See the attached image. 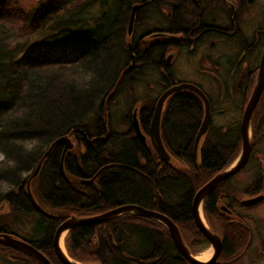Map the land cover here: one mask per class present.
Here are the masks:
<instances>
[{
    "label": "trees",
    "instance_id": "obj_1",
    "mask_svg": "<svg viewBox=\"0 0 264 264\" xmlns=\"http://www.w3.org/2000/svg\"><path fill=\"white\" fill-rule=\"evenodd\" d=\"M95 1H100L102 8L109 2L86 0L79 3L77 10L65 5L50 7L40 16L32 33L22 43L13 46L16 31L5 23L3 13V4L8 0H0V153L4 155L0 165V232L15 233L9 228L6 214L35 216L37 222L33 229L41 240L33 243L54 264H64L53 247L55 227L63 219L73 215L102 213L124 203H137L168 215L183 235L190 236V247L195 251L197 246L206 244L207 238L193 216L194 194L237 158L242 147L241 127L238 126L235 131L210 127L198 163L194 156V141L203 119V102L188 90L171 96L163 115L162 137L170 152L186 164L184 170L163 160L153 148L147 147L136 136L132 123L126 132L113 131L105 120V99L138 50V41L134 36L136 28L131 35L128 34L132 6L147 2L119 0L103 37L75 57L63 58L47 50H30L35 40L70 38L95 22L98 17L84 13L87 4ZM145 14V7L137 11L136 26L146 18ZM156 36L163 38L166 33L160 32ZM166 50L165 39L149 45L145 54L147 60H143V65L156 70L164 69L167 64L164 59ZM135 74V67L125 74L108 105L125 86L135 84L138 80L134 79ZM162 78L165 81L164 89L175 83L169 73L162 74ZM157 98L145 99L140 110L144 130L149 128ZM255 112L257 121L263 115L256 126L259 130L264 122V89ZM64 134L72 138L76 136L84 152L75 157L70 150L65 155L63 164L67 178L60 164L62 142L54 147L44 162L37 178L40 179L44 203L51 211L58 213L57 217L51 218L35 209L27 193V184L43 153L56 138ZM30 144L33 146L30 147ZM144 158L146 160L143 161ZM110 162L113 166L109 164V168L117 171L101 172V175L105 174L98 188L92 184L85 187L88 192L93 187L91 194L75 189L73 178L76 174L78 177H91ZM160 165L163 167L161 172L157 171ZM262 178L261 172L246 186L245 192H257ZM230 180L216 187L203 203L208 223L223 236L221 259L225 260L236 255L237 250L251 240L250 227L245 222L235 221L234 217L217 207L220 198L228 196L226 192ZM3 183L10 187L1 190ZM174 195L178 196L177 201L171 199ZM234 199L228 203L230 209L233 208ZM122 238H126L124 243ZM129 242L137 248L130 249ZM66 246L70 256L84 262L190 264L177 254L165 225L131 213L100 224L74 227L66 237ZM1 254L33 259L4 244H0Z\"/></svg>",
    "mask_w": 264,
    "mask_h": 264
},
{
    "label": "rangeland",
    "instance_id": "obj_2",
    "mask_svg": "<svg viewBox=\"0 0 264 264\" xmlns=\"http://www.w3.org/2000/svg\"><path fill=\"white\" fill-rule=\"evenodd\" d=\"M83 1L86 0H8V2H5L3 4V13L5 16V23L11 26L16 31V35L12 40L13 46L22 43V41H24V39L32 33L33 29L39 22L40 16L50 7L65 5L70 9L77 10L79 3ZM160 1L162 2V0ZM118 4L119 0H109L105 8H102L100 1H95L94 3L87 4V11H85L84 13H86L87 15L98 17L95 22L91 23L79 34H76L70 38L54 37L46 40H35L31 44L30 50H47L52 55L63 58L75 57L87 46L97 42L100 38L103 37L110 23V19L115 9L118 7ZM164 17L165 16L160 12L153 11V13L149 14V17H146V20H148V26L164 27ZM261 19H263L262 16L255 13L254 15L248 16V24L246 26L247 35H251L254 32L257 26L261 23ZM211 41L212 39L207 40L205 44L201 46L204 48L201 49L200 47L199 55L203 53H206L207 55L208 53H210V51L208 50V45ZM194 60H196V58ZM194 65L195 63L192 64V62H189L186 54L180 55L179 59L175 63L176 75L178 76V78H198V80L201 82L202 87H204L206 91L203 88L202 89L212 99L211 113L213 128H215V130L220 128H230L231 130L235 131L238 126L241 127V120L243 115L242 106L244 100L243 87L239 90H235L234 88L236 86L237 80L234 79V81L228 85L225 95L222 96V91L220 90L218 85L214 83V80L211 79L209 75L206 78L204 77V79H200L201 76L197 75V72H195ZM196 66H198L199 68V65L196 64ZM225 70V68H221L220 72L224 73ZM221 75L225 77L224 74ZM164 87L165 81L163 80L160 71L153 68H148L145 73H143L135 82L134 85L125 86L114 97L112 103L108 105V119L106 120L107 124H110V127L113 131L126 132L130 127V119H132V117L130 118L129 116L130 114H132L136 101L145 99L149 100L150 98L156 99L165 90ZM229 88H232V90H229ZM141 103V106L145 104H143V102ZM251 137L253 140V144L255 142V147L260 156H256L258 158L254 156L253 160L251 159L248 165L246 164L245 168H243L231 178L226 192L230 197V200L228 196H224V199H221L222 202L225 203L228 207V203L231 201V199L235 198L233 204L234 209H231L234 213L229 215L235 218L237 216L235 211L240 213L242 219L240 221L245 222L250 227L249 231L251 232V240H248L244 247L237 250L236 255L230 257L229 260L225 262V264H264V200L251 206H245L239 204L238 202L239 200L242 203L243 201L241 200H246L258 195V191L252 193V191L245 192L244 189L247 185L251 184L255 177L259 175V173H263L264 180V171L261 167L263 163L261 162L260 165L258 162L259 160H264V122L262 124V127H260L259 132H255V137L252 125ZM71 139L74 140V138ZM213 139L214 138H212V140ZM29 146L32 147L33 144H30ZM201 146L199 150L200 159ZM3 159L4 155L0 153V165ZM171 160L174 164L177 165L178 168H185V165L175 157L172 156ZM9 187V184L3 183L1 186V190H5ZM39 187V177L33 178L31 180V189L33 188L32 191L34 192V188L37 190L39 189ZM171 199H173V201H177L178 196L174 195ZM6 215V218H8L6 219V221L9 224V228L15 231L14 234H19L20 236L27 238L34 237L33 227L37 219L35 216H28L17 213H9ZM205 220L207 221L206 217ZM216 228L220 229L218 225H216ZM184 237L189 242L192 241L189 235L184 234ZM209 246L210 244L207 240L206 244H203L200 247L197 246L193 253H201L205 251ZM29 263L34 264L31 259ZM0 264L15 263L0 259Z\"/></svg>",
    "mask_w": 264,
    "mask_h": 264
},
{
    "label": "flooded vegetation",
    "instance_id": "obj_3",
    "mask_svg": "<svg viewBox=\"0 0 264 264\" xmlns=\"http://www.w3.org/2000/svg\"><path fill=\"white\" fill-rule=\"evenodd\" d=\"M139 2H147L145 4L143 3V5L141 6V8L145 7V13H146L145 17H149V14L153 13V11L160 12L162 15H164L165 16L164 17L165 26L164 27H157V26L149 27L148 20H146V18L141 20L138 26L134 24L136 28L134 30V36L136 37L138 41V50L136 54L134 55V60H135L134 67L136 71L134 79L135 80L139 79L140 77L138 78L137 75L141 76L143 73H145V71L148 68H152V67L143 65V60L144 61L147 60V55L145 54L148 52V46L158 43L160 39H165L167 50L164 54V59L166 60L167 64H165L164 69L159 70L161 74L164 75L166 73H169L171 76H173L174 81H175V83L173 84H176L179 82H191L204 89V87H202L201 82L198 80V78L196 79L178 78V76L176 75L175 63L179 59L180 55L186 54L189 62L190 63L192 62V64L195 63L194 69H195V72H197V75L201 76L200 79L201 78L204 79V77L206 78L209 75L211 79L214 80V83L217 84L220 90L222 91V96L225 95L228 85L232 83L234 79L237 80L236 86L234 89L239 90L240 88L243 87L244 100H243L242 110H244V104L246 102L247 96L252 91L253 80L256 79L258 75L262 55L264 52V0H162V2L160 0H141ZM254 13L262 16L263 19H261L260 24L258 23L259 25L254 30V32L251 35H247L246 26L248 24V16L254 15ZM160 32H165L166 36L163 38L156 36ZM209 39H212V41L208 45V50L210 51V53H208L207 55L206 53L199 55L200 47L203 46L205 42ZM143 46H147V47L144 48ZM202 48L204 47H201V49ZM195 58L196 60H194ZM196 64L199 65V68L198 66H196ZM221 68L226 69L224 73L220 72ZM221 74H224L225 77H223ZM229 90H232V88H229ZM209 98L212 103V99L210 96ZM255 113L256 112L254 110L253 117H252L254 137H255V132L257 130V127H256L257 123L259 124L260 119H262L263 117V115H260L261 118H259V121H257ZM129 117H132V115L130 114ZM139 117H140V122H141V113L139 114ZM152 117H153V114L151 115V118L149 121L148 130L147 129L144 130L142 127V131L146 135L145 141H143L138 136L136 131L135 133H136V136L147 145V147L153 148L154 151L157 152L152 142L151 135H150V125H151ZM131 123H132V119L130 121V126H131ZM211 128H213V122L211 123ZM259 130H257V132H259ZM107 135L109 136V134ZM73 141H74V147L71 150L74 152L75 157L80 156L81 153L84 152L83 151L84 147L77 141L76 136ZM254 141H255V138H254ZM63 150H64V144H63ZM152 154L154 155V153ZM171 154L176 159L181 161L185 165V168L187 167L186 164L180 158H178L174 153L171 152ZM254 156L255 157L260 156L255 147V142L253 144V149H252L249 161L251 159L253 160ZM61 159H62V154H61ZM162 159L165 160L163 157ZM144 160L146 159L144 158L143 161ZM258 162L260 165H261V162L263 163L261 167L264 171V160H259ZM109 164L110 166H113L112 162H110L107 164V167H105L104 169H98L91 177H87V176L78 177L76 174L73 178L75 189L78 191H81L84 194H89V192L93 190L92 189L93 187L90 188L89 192H88V189L85 187L92 184L93 186L98 188L99 181L105 173L107 174L108 172L117 171V169L109 168ZM162 170H163V167L160 165L157 171L161 172ZM62 171H64L63 172L64 177L67 178V174L65 173V170L63 169ZM103 171H106V172L103 175H101V172ZM138 172L144 173L145 171L138 170ZM258 186H259L258 195L264 194L263 193L264 191L263 178L261 179V184H259ZM40 190H41L40 187L37 190L35 189L34 192H36L35 193L36 195L34 194L33 191L32 193L34 194V196H37L35 198L38 200V202L41 205L43 204L42 206L50 214L54 215V217H57L58 213L51 211L48 208V206L44 203L45 202L44 197H43V194H41ZM27 193H28V187H27ZM39 193L41 195H39ZM244 200H241V201H244ZM238 202L239 204L244 205L239 200ZM124 204H137V203H124ZM124 204L118 205L117 207L122 206ZM146 208L155 210L151 207H146ZM231 209H234V208L231 207ZM155 211H158V210H155ZM158 212H161V211H158ZM235 212H236V215L238 214L235 217L236 218L235 221H240L241 220L240 213L237 211ZM39 213L44 214L42 212H39ZM44 215L46 217L52 218V216H48L46 214ZM146 218H149V217H146ZM149 219L158 221L153 218H149ZM64 220L65 219H63L61 222H63ZM36 222H37V219H36ZM60 223L57 225V227L60 225ZM57 227H55V232H56ZM34 232L35 231L33 229L34 237L32 238H27V237H21V238L35 245L33 242L40 241L41 238L40 236H38L37 232L35 233ZM55 232H54V236H55ZM54 236H53V247H54ZM182 236L188 248L192 252H194V250L190 247V242L184 237L183 234ZM124 239L122 240L123 243L125 242ZM131 243L132 242H129L130 247H132ZM173 243H174V240H173ZM174 246L177 251V254L181 256L182 258H184L189 263V261L178 250L175 243H174ZM136 248L137 246L135 245L130 249H136ZM39 250L42 253H44L41 249ZM54 251H55V248H54ZM55 254H56V251H55ZM46 257L48 258L47 255ZM0 259H3L7 262L15 263V264H30L29 258L21 259V258L12 257L10 255L4 256L3 254H1ZM48 259L51 261L50 258ZM31 260L33 261L34 264H38L33 259ZM228 260L229 259L227 260L221 259V253H220V256L218 258V261L220 262H216L215 264H225V262ZM51 262L53 263V261ZM149 264H155V263L150 262Z\"/></svg>",
    "mask_w": 264,
    "mask_h": 264
},
{
    "label": "water",
    "instance_id": "obj_4",
    "mask_svg": "<svg viewBox=\"0 0 264 264\" xmlns=\"http://www.w3.org/2000/svg\"><path fill=\"white\" fill-rule=\"evenodd\" d=\"M142 5L143 3H136L132 6L130 19L128 22V34L129 35L133 33L134 24L136 20V14ZM132 57H133L132 62H130V64L125 69H123V71L120 73L116 81V84L114 85L113 90L110 91L107 98L105 99V105H104L105 120L108 119L109 99L116 93L125 74L128 73L134 67V63H135L134 54L132 55ZM263 89H264V52L262 55L260 68H259V72H258L256 81H255V85L253 87V90L243 110V115H242V120H241L242 147H241L240 153L231 164H229L223 170L218 172L208 182H206L203 186H201L195 193L193 201H192V211H193L195 222L197 226L199 227V229L202 231V233L205 235L207 240L209 241V244H210L209 247H212L213 249L212 254L208 257V259L203 260V259L198 258L197 254L193 253L188 248V246L186 245L183 239L180 228L168 215L152 210V209H149V208H146L138 204H124L122 206L110 209L102 213L94 214V215H89V216L73 215L71 217L66 218L63 222H61L60 225L57 227L55 236H54V248H55L56 254L58 258L60 259V261H62L64 264H102L99 262L79 261L73 258L72 256H70L67 250H64L62 248L61 246L62 239L64 240L65 247L67 248L66 243H65V238L68 235L69 231L73 229L74 227H77L80 225L99 224V223L106 222L112 218H115L121 214L131 213V214H137V215L153 218L163 223L169 229L172 235V238L174 240V243L176 247L178 248V250L190 263L192 264H215L216 262H220L218 261V258L223 248L224 239H223L222 234L214 230L210 226V224L205 220L204 211H203V203L206 197L216 187H218L220 184H222L226 180L236 175L248 163L250 156H251L252 149H253V140L251 137L253 112L259 102ZM183 90H188V91L195 93L196 95L200 97V99L203 102V110H204L203 119H202L200 128L198 130V133L194 141V156L198 163H200L201 161L200 155H199L200 146L201 145L203 146L207 133L210 129L211 122H212V113H211L212 110H211L210 98L208 97V95L204 92V90L201 87H199L198 85L194 83L179 82V83L173 84L167 87L158 96L156 100V105L154 108L153 117L151 120L150 135L152 138V142L155 146V149L160 154V156L163 157L166 161H168L170 164H172L176 168H178L177 165L171 162L172 161L171 158L173 155L171 154L166 144L164 143L161 127H162L163 115L165 113L167 103L170 97L173 96L175 93L179 91H183ZM141 102H143L144 104L146 100L136 101L131 115H132V124H133V127L135 128V131L137 132L138 136L143 141H145L146 135L142 131V126H141L140 119H139V112L141 108L144 106V105L141 106L142 104ZM60 142L64 144V150H63L62 159H61V168L62 170L64 169L63 163H64L65 155L67 154L68 151H70L74 147V141L71 139V136L69 134L61 135L49 145V147L46 149V151L43 153L40 160L38 161L36 167L31 172V175L28 179V184H27L28 193L36 209L39 212H42L52 217H54V215L50 214L44 207H42L41 204L38 202V200L35 198L34 194L32 193L31 180L33 178H36L39 175L44 165V162L50 156L54 147ZM202 146H201V151H202ZM201 151H200V154H201ZM263 200H264V194H259V195H256L254 197L244 200L242 203L246 206H251ZM217 207L221 212L228 213V214L234 213L231 209H229L226 206L225 203L222 202L221 198L218 201ZM0 244L11 246V247H14L24 252L25 254L32 257L39 264H53L46 257V255L42 253L35 245L17 236L14 233L0 232Z\"/></svg>",
    "mask_w": 264,
    "mask_h": 264
},
{
    "label": "bare ground",
    "instance_id": "obj_5",
    "mask_svg": "<svg viewBox=\"0 0 264 264\" xmlns=\"http://www.w3.org/2000/svg\"><path fill=\"white\" fill-rule=\"evenodd\" d=\"M63 238H64V236H63ZM61 246H62V248L64 250H66L63 239H62V242H61ZM212 251H213L212 247H208L205 251H203L201 253H197V257L200 258V259H203V260L208 259V257L212 254Z\"/></svg>",
    "mask_w": 264,
    "mask_h": 264
}]
</instances>
